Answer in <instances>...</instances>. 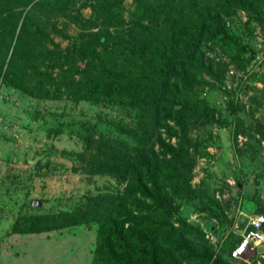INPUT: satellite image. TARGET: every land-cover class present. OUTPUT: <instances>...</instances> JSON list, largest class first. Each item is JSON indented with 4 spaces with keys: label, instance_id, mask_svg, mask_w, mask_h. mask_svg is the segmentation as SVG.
Returning a JSON list of instances; mask_svg holds the SVG:
<instances>
[{
    "label": "trees",
    "instance_id": "16d2710c",
    "mask_svg": "<svg viewBox=\"0 0 264 264\" xmlns=\"http://www.w3.org/2000/svg\"><path fill=\"white\" fill-rule=\"evenodd\" d=\"M123 1L0 0L2 80L40 99L134 111L112 122L114 136L88 139L82 160L83 172L122 184L121 195H97L84 215L59 216L48 226L32 219L25 233L93 220L95 253L104 264H227L239 235L217 248L178 215L172 200L195 197L187 175L189 133L201 100L193 88H215L203 79L214 72L199 48L224 39L222 14L238 10L258 20L264 0ZM57 21L79 30L63 48L52 41ZM166 97L176 111L163 106ZM262 247L254 253H264Z\"/></svg>",
    "mask_w": 264,
    "mask_h": 264
},
{
    "label": "rangeland",
    "instance_id": "374dc122",
    "mask_svg": "<svg viewBox=\"0 0 264 264\" xmlns=\"http://www.w3.org/2000/svg\"><path fill=\"white\" fill-rule=\"evenodd\" d=\"M220 20L224 39L199 48L214 72L203 79L215 88L194 87L192 93L201 100L189 133L193 160L187 175L195 197L172 200L178 215L217 248L231 235L237 240L246 217L264 215V3L258 20L238 10ZM54 26L59 33L52 41L60 48L79 34L61 21ZM169 101L163 106L176 111ZM133 115L117 104L26 95L0 75V264H104L95 253L93 220L25 230L32 219L48 226L59 216L84 215L97 195H121L122 184L83 172L82 160L88 139L114 136L112 122ZM226 261L264 264V253Z\"/></svg>",
    "mask_w": 264,
    "mask_h": 264
},
{
    "label": "built area",
    "instance_id": "2783aa9c",
    "mask_svg": "<svg viewBox=\"0 0 264 264\" xmlns=\"http://www.w3.org/2000/svg\"><path fill=\"white\" fill-rule=\"evenodd\" d=\"M263 225L264 217L261 215L255 214L246 217L245 225L239 234V240L229 252L231 260L245 259L254 253L258 246H264V239H261L264 238ZM245 240L248 241L246 245ZM257 240H260L259 244L256 243ZM242 245H244V251L238 253V249Z\"/></svg>",
    "mask_w": 264,
    "mask_h": 264
},
{
    "label": "clouds",
    "instance_id": "9594fccd",
    "mask_svg": "<svg viewBox=\"0 0 264 264\" xmlns=\"http://www.w3.org/2000/svg\"><path fill=\"white\" fill-rule=\"evenodd\" d=\"M261 239H264V238H261ZM247 242H248V241L245 240V245L247 244ZM256 243L259 244V243H260V240H257ZM243 251H244V245H242V246L238 249V253H239V252H243ZM238 253H237V254H238Z\"/></svg>",
    "mask_w": 264,
    "mask_h": 264
},
{
    "label": "water",
    "instance_id": "95a60500",
    "mask_svg": "<svg viewBox=\"0 0 264 264\" xmlns=\"http://www.w3.org/2000/svg\"><path fill=\"white\" fill-rule=\"evenodd\" d=\"M34 203H35V202H34ZM263 230H264V225H263ZM261 249H263L262 246L257 247V250H258V251H261Z\"/></svg>",
    "mask_w": 264,
    "mask_h": 264
}]
</instances>
